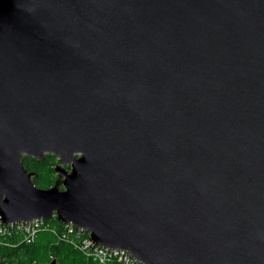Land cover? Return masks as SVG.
Here are the masks:
<instances>
[{"label": "water", "instance_id": "water-1", "mask_svg": "<svg viewBox=\"0 0 264 264\" xmlns=\"http://www.w3.org/2000/svg\"><path fill=\"white\" fill-rule=\"evenodd\" d=\"M52 217L144 264H264V0H0V221Z\"/></svg>", "mask_w": 264, "mask_h": 264}, {"label": "trees", "instance_id": "trees-1", "mask_svg": "<svg viewBox=\"0 0 264 264\" xmlns=\"http://www.w3.org/2000/svg\"><path fill=\"white\" fill-rule=\"evenodd\" d=\"M57 159L47 154L44 160L22 156V164L28 172H35L33 183L41 188L53 185L55 178L54 165ZM53 223L60 225L56 219ZM55 259L56 264H96L86 258L71 245L61 243L49 232H40L31 243H20L16 246L0 245V264H48Z\"/></svg>", "mask_w": 264, "mask_h": 264}, {"label": "built area", "instance_id": "built-area-1", "mask_svg": "<svg viewBox=\"0 0 264 264\" xmlns=\"http://www.w3.org/2000/svg\"><path fill=\"white\" fill-rule=\"evenodd\" d=\"M53 219L55 218H40L9 224L0 221V245L14 247L20 243H31L38 233L49 232L58 242L71 245L96 264H144L124 250L95 244L90 239L89 232L83 228L75 227L71 223L58 222L60 225H57L52 222Z\"/></svg>", "mask_w": 264, "mask_h": 264}, {"label": "flooded vegetation", "instance_id": "flooded-vegetation-1", "mask_svg": "<svg viewBox=\"0 0 264 264\" xmlns=\"http://www.w3.org/2000/svg\"><path fill=\"white\" fill-rule=\"evenodd\" d=\"M51 155V154H50ZM58 163V160H57V162L55 163V165ZM55 165H54V167H55ZM64 168L67 170V171H69L70 170V166H68V165H66V166H64ZM55 171V170H54ZM57 177V173L55 172V178ZM60 188H62V186H60Z\"/></svg>", "mask_w": 264, "mask_h": 264}]
</instances>
